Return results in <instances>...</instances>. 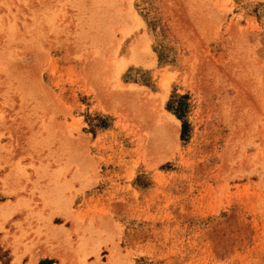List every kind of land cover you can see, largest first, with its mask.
Masks as SVG:
<instances>
[{
    "label": "rangeland",
    "instance_id": "374dc122",
    "mask_svg": "<svg viewBox=\"0 0 264 264\" xmlns=\"http://www.w3.org/2000/svg\"><path fill=\"white\" fill-rule=\"evenodd\" d=\"M33 256L264 264V0H0V264Z\"/></svg>",
    "mask_w": 264,
    "mask_h": 264
},
{
    "label": "bare ground",
    "instance_id": "6f19581e",
    "mask_svg": "<svg viewBox=\"0 0 264 264\" xmlns=\"http://www.w3.org/2000/svg\"><path fill=\"white\" fill-rule=\"evenodd\" d=\"M137 44H138V43H137ZM133 49L135 50V48H133ZM133 49H132V51H133ZM135 51H136V50H135ZM136 54H137V53H136ZM138 55H140V54H138ZM122 63H123V62H122ZM127 63H136V64H139V65H147V64H151L150 61H149V59L144 58L143 54H141L140 56H137V55H135V53H133V54L131 55V57L127 58V59L124 61V64H125V65H126ZM18 76H19V75H18ZM163 85H164V89H167V84H166L165 82L163 83ZM164 97H165V95L162 96V98H164ZM36 259H37V258H36L35 256H33L28 264H34L35 261H36Z\"/></svg>",
    "mask_w": 264,
    "mask_h": 264
},
{
    "label": "trees",
    "instance_id": "16d2710c",
    "mask_svg": "<svg viewBox=\"0 0 264 264\" xmlns=\"http://www.w3.org/2000/svg\"><path fill=\"white\" fill-rule=\"evenodd\" d=\"M186 126H187V122L184 121L183 124H182V132H181L182 138H184L186 136V132H187V127ZM42 263H43V261H40L39 264H42Z\"/></svg>",
    "mask_w": 264,
    "mask_h": 264
},
{
    "label": "crops",
    "instance_id": "0c3cea01",
    "mask_svg": "<svg viewBox=\"0 0 264 264\" xmlns=\"http://www.w3.org/2000/svg\"><path fill=\"white\" fill-rule=\"evenodd\" d=\"M53 259V257H52ZM40 261V259L37 260L36 264H38V262ZM54 264H58V262H54Z\"/></svg>",
    "mask_w": 264,
    "mask_h": 264
}]
</instances>
